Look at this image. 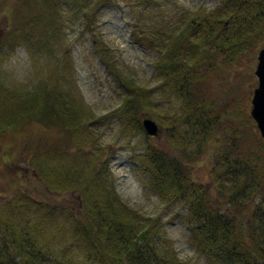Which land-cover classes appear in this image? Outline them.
I'll return each mask as SVG.
<instances>
[{
  "label": "trees",
  "instance_id": "trees-1",
  "mask_svg": "<svg viewBox=\"0 0 264 264\" xmlns=\"http://www.w3.org/2000/svg\"><path fill=\"white\" fill-rule=\"evenodd\" d=\"M39 1L16 0L8 35L38 51L50 52L56 29L50 28L60 8L54 0H42L49 2L53 10L45 11L44 3ZM75 2L81 5L84 15L89 14L86 20L90 22L97 10L111 0ZM171 26H160L150 34L131 35L132 41L154 49L160 84L180 101L179 115L171 117L166 130L185 160L169 157L147 144L143 162L150 188L160 197L163 208L175 204L186 208L190 245L208 264H264V139L250 117L245 98L235 102L236 123L227 137L219 135L221 123L204 96L205 85L213 77L255 53L264 36V0H222L212 10L187 12ZM59 85V80L53 78L20 96L8 90L3 99L0 95V140L15 142L27 121L41 126L50 122L54 129L61 122L72 131L70 146L95 141L89 136V124L83 120L86 118L80 104ZM126 88L127 97L115 111L116 117L120 125L141 132L138 114L150 110L154 102L141 88L131 84ZM166 119L165 115L157 120L164 125ZM51 143L49 139L39 144L26 143L19 156L25 153L29 166L47 189L79 197L71 218L72 234L81 252L76 259L65 253L50 254L40 245L35 236L40 230L30 220L34 205L24 197L18 205L24 208L25 220L1 218L0 264H188L178 258L164 236L161 217H145L118 201L110 175L99 159L89 160V165L61 169L58 150L51 148ZM212 145L219 149L212 170L214 195L209 188L195 183L187 168ZM213 196L231 208L234 215L224 213Z\"/></svg>",
  "mask_w": 264,
  "mask_h": 264
},
{
  "label": "rangeland",
  "instance_id": "rangeland-1",
  "mask_svg": "<svg viewBox=\"0 0 264 264\" xmlns=\"http://www.w3.org/2000/svg\"><path fill=\"white\" fill-rule=\"evenodd\" d=\"M146 1L111 0L99 8L89 22L86 20L89 14L84 15L81 5L75 0H54L59 4L60 14L50 28L51 31L56 28L50 52H45L8 35L12 11L17 7L16 0H0L1 98L6 90L20 96L26 91L37 90L41 82L47 84L56 78L60 89L70 93L80 104L81 114L86 118L83 120L89 124V136L96 138L92 142L87 140L88 145L70 146L68 141H71L72 131L62 126L61 122L54 129L50 122L41 126L38 123L30 125L26 121L15 142L14 139L0 140V221L1 218L17 222L25 220L24 208L18 205L25 197L34 205L30 220L40 230L38 234L34 233L37 241L50 254L65 253L77 259L81 246L76 244L72 234L71 217L77 210L76 201L80 200L74 193L57 194L47 189L29 166L25 153L19 156L21 147L25 148L26 143L39 144L47 139L53 141L51 148L58 150L57 166L61 169L77 164L89 165V160L99 159L109 173L113 190L123 206L145 217H161L164 236L172 244L178 258L188 264H208L190 245L186 208L180 204L163 208L160 197L150 188L147 180L148 171L143 162L147 144L169 157L185 160L183 152L170 140V131L166 130L172 123L171 117L179 115L180 101L160 84L154 67L157 60L154 49L132 41L131 35H139L140 32L150 34L160 26H173L187 12L212 10L222 0ZM39 2L44 3L42 0ZM43 7L45 11L52 10L49 2ZM45 22L44 17L43 26ZM261 49H264V36L254 54L239 65L219 73L205 85L207 104L221 123L217 128L219 135L222 133L227 137L231 126L236 123L233 119L236 101L245 98L248 112L250 110L258 84L254 72ZM128 84L141 88L154 102L150 110L138 114V120L140 125L145 119L154 121L161 131L156 137L146 136L142 129L137 132L134 127L120 125L115 111L127 97ZM165 115L167 119L162 125L157 119ZM254 135L258 138V134ZM228 142H225V147ZM261 145L264 148V143ZM218 150L210 146L200 158L187 166L193 181L209 188L213 195L212 170ZM79 155L80 159L77 158ZM214 201L224 213L234 215L231 208L216 198ZM49 209L52 211L50 215Z\"/></svg>",
  "mask_w": 264,
  "mask_h": 264
},
{
  "label": "water",
  "instance_id": "water-1",
  "mask_svg": "<svg viewBox=\"0 0 264 264\" xmlns=\"http://www.w3.org/2000/svg\"><path fill=\"white\" fill-rule=\"evenodd\" d=\"M257 61L254 74L258 84L253 92L249 114L264 139V49L258 52ZM140 127L146 136L156 137L161 132L157 124L150 119L142 120Z\"/></svg>",
  "mask_w": 264,
  "mask_h": 264
}]
</instances>
